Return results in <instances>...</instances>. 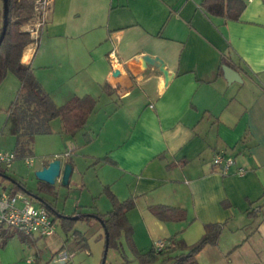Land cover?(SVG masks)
Masks as SVG:
<instances>
[{
	"label": "crops",
	"instance_id": "crops-1",
	"mask_svg": "<svg viewBox=\"0 0 264 264\" xmlns=\"http://www.w3.org/2000/svg\"><path fill=\"white\" fill-rule=\"evenodd\" d=\"M244 1L240 19L227 21L207 16L204 0H51L46 24L25 49L21 67L32 68L58 107L86 96L97 106L75 135L56 119L50 134L35 136L32 154L21 155L17 138L2 133L21 83L11 73L1 80L0 69V150L16 155L6 176L0 172V189L22 184L60 215L79 217L87 226L78 232L102 243L101 223L81 216L111 212L104 193L109 188L121 202L135 200L127 220L141 253L166 243L170 260L164 264H177L188 253L179 242L192 247L205 225L226 223L218 244L205 247L197 264H264V0ZM146 56L164 63L168 83L159 67L144 66ZM226 67L237 74L227 75ZM219 154L236 162L229 175L214 166ZM34 157L40 160L35 173L57 159L73 165L68 187L81 193L63 210L53 198L62 192L61 179L53 194L41 191L38 179L34 188L24 182L17 163L23 159L33 168ZM183 161V167H169ZM157 206L183 210L186 219L163 222L151 212ZM254 210L257 216L249 217ZM52 215L56 235L61 219ZM0 228V264L40 260L29 249L36 244ZM61 240L55 253L73 255L69 264L78 251H91L87 241ZM119 242V264H139L125 236Z\"/></svg>",
	"mask_w": 264,
	"mask_h": 264
},
{
	"label": "trees",
	"instance_id": "trees-1",
	"mask_svg": "<svg viewBox=\"0 0 264 264\" xmlns=\"http://www.w3.org/2000/svg\"><path fill=\"white\" fill-rule=\"evenodd\" d=\"M9 20L8 28L4 41L0 47L3 51L0 69L2 71L1 80L7 74H13L21 83V89L18 94L17 101L7 111L8 119L2 130L3 134H8L17 138V152L21 155L32 154L31 146L37 135L50 134V123L56 119H60L63 123V131L68 135H75L77 132L85 128L89 117L95 111L97 101L86 96L84 98H73L64 106L58 107L51 96L42 88L38 82L32 68H22L21 60L25 49L35 42L31 35L22 32L20 27L33 16L34 3L31 4L26 0H8ZM201 8L209 17L225 18L227 21H238L246 8L244 0H204ZM2 28H0L1 35ZM108 88L104 87V91ZM89 141L88 135L86 136ZM163 158L162 156L160 157ZM186 161L178 164H171L169 167H183ZM8 177H4V181ZM43 184L41 191L49 194L55 192L54 186ZM12 192H25L31 194L41 201L44 207H47L52 213L60 217L61 227L67 233H73L76 240L85 242L84 235L75 231L77 220L60 215L47 201L41 199L38 195L29 192L22 184L13 181ZM105 195L112 204V211L106 215L95 214L92 217L81 216L82 220H95L101 223L103 229L109 234V250H119L120 240L125 236L126 242L132 250L135 259L139 264H164L170 260L164 250L157 252L153 247L149 252L141 253L137 251L133 244V228L127 220V214L135 208L134 198H130L124 202L113 194L109 188H105ZM253 205V204H251ZM152 214L163 222H181L186 219V212L167 206H157L151 208ZM258 211L249 213V217L255 218ZM226 226L224 224H207L205 225V235L194 246L186 247L182 242L178 245L188 250L187 254L177 257V264H197V255L209 245H217L220 236ZM21 240L29 245L36 244V240L20 235ZM4 240V239H3ZM108 250V251H109ZM166 250V249H165ZM36 264H39V259Z\"/></svg>",
	"mask_w": 264,
	"mask_h": 264
},
{
	"label": "built area",
	"instance_id": "built-area-1",
	"mask_svg": "<svg viewBox=\"0 0 264 264\" xmlns=\"http://www.w3.org/2000/svg\"><path fill=\"white\" fill-rule=\"evenodd\" d=\"M253 1L249 0V2ZM33 8L32 20L29 21V24L20 27V30L29 33L32 39L37 40L40 31L46 24L51 0H35ZM112 60H116L114 56ZM15 161L16 155L13 152L0 150V167L10 170ZM213 162L214 166L224 175H229L236 164L233 158L224 154L217 155ZM238 173L244 174L245 169L240 168ZM34 201V198L30 196L0 189V227L12 229L18 235L32 240L54 236L57 230L56 218L49 210L36 207ZM165 247L166 243H159L155 248L157 252H161ZM54 259L55 264H69L73 255L62 252L56 255Z\"/></svg>",
	"mask_w": 264,
	"mask_h": 264
},
{
	"label": "rangeland",
	"instance_id": "rangeland-1",
	"mask_svg": "<svg viewBox=\"0 0 264 264\" xmlns=\"http://www.w3.org/2000/svg\"><path fill=\"white\" fill-rule=\"evenodd\" d=\"M0 11H1L0 26L2 28V25H3V21H2L3 0H0ZM31 20L32 19H29L23 25L29 24V21H31ZM2 56H3V51L0 50V62L2 60ZM34 158H35L34 159L35 165L33 166V168H28V166L26 165V161L23 159H20L17 163L20 165L19 167L21 169V172L23 173L22 176H24V180H25L24 182L28 183L31 188H34V186L36 184V180H37L36 173L34 172V168L37 165H39V163H40V160H38L39 158H36V157H34ZM7 171L8 170L5 169L4 167H0V172L3 175L6 176V174L8 173ZM81 176L82 175H80V177ZM83 177L81 178V180L83 179ZM63 191H64V193L66 192V194H62ZM62 192L55 194V197H53L54 200L56 201L55 204L57 205V207L60 210H63L64 206L66 204L68 205V202H71L72 198L78 197L79 194L81 193V189L63 186ZM35 206L39 207V205H35ZM91 222H95V220H91ZM82 225L87 226V224L85 222L83 223V221H78L77 224L75 225L74 230L75 231L77 230V231H80L83 233V226ZM5 229L7 230L8 228L6 227ZM60 229H58V233L55 236L47 238V239H39V240H37L36 245L29 248L34 252V254L40 253L41 258L39 260V264H55L54 257L56 255H58L57 253H60V252H57V253H55V252L58 250L59 246L62 244L61 239H64L63 243L64 242L67 243L68 239L75 237L72 232L67 233L66 231H64L62 229V227ZM2 231H3V229L0 228V232H2ZM69 234H70V236H67ZM83 235L85 237V234H83ZM69 237H71V238H69ZM85 241H87V243H89L91 251L90 250H87V251H90V254H92V255L88 256L86 253L87 251H85V249L81 250V249L75 248V249H78L81 251L77 252L76 259H75L74 263H72V264H102V262L104 260V245H106V241L104 242V240H103L101 243V241L98 240L96 237H93L91 239L88 238ZM66 245H69V243ZM108 252L109 253H107L105 264H119L120 261L118 260V258H116L117 254L115 253V251L112 249Z\"/></svg>",
	"mask_w": 264,
	"mask_h": 264
},
{
	"label": "water",
	"instance_id": "water-1",
	"mask_svg": "<svg viewBox=\"0 0 264 264\" xmlns=\"http://www.w3.org/2000/svg\"><path fill=\"white\" fill-rule=\"evenodd\" d=\"M3 26L2 31L0 35V47L4 41V38L6 36L7 28H8V20H9V7H8V0H3ZM144 66H157L161 69V71L164 73L166 77L167 83L169 82V74L164 69V63L160 59H153L151 57H144ZM225 73L227 75L237 74L235 73L231 68L226 67ZM231 77V76H230ZM73 172V165L72 164H66L63 166V162L60 159L54 160L49 163V165L45 168H43L40 171L36 172V178L43 183H46L50 186H55L57 181L61 179V182L63 186H68L69 181L71 179ZM30 195V194H29ZM35 198V197H34ZM74 220H78L79 217L72 218ZM109 250V234L106 232V249L104 254V260L102 264H105L107 253Z\"/></svg>",
	"mask_w": 264,
	"mask_h": 264
}]
</instances>
